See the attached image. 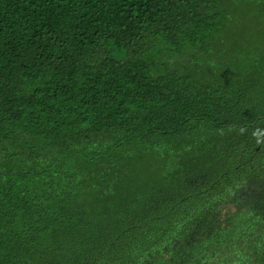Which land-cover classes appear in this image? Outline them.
I'll return each instance as SVG.
<instances>
[{"label": "trees", "instance_id": "obj_1", "mask_svg": "<svg viewBox=\"0 0 264 264\" xmlns=\"http://www.w3.org/2000/svg\"><path fill=\"white\" fill-rule=\"evenodd\" d=\"M0 264H264V0H0Z\"/></svg>", "mask_w": 264, "mask_h": 264}]
</instances>
